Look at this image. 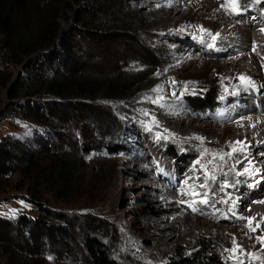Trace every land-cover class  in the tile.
Segmentation results:
<instances>
[{
    "label": "rangeland",
    "instance_id": "374dc122",
    "mask_svg": "<svg viewBox=\"0 0 264 264\" xmlns=\"http://www.w3.org/2000/svg\"><path fill=\"white\" fill-rule=\"evenodd\" d=\"M134 1L28 0L27 31L25 15L15 23L13 34H2L0 29V141L9 137L36 157L35 164L15 173L0 193V216L37 217L47 208L64 219L50 221L66 227L57 241H45L40 253L13 254L0 248V264H91L87 237L101 240L119 263L151 264L136 255L145 231L140 210L131 211L134 204L145 202L139 200L137 187L124 186L128 172L138 170L128 161L139 158L136 163H147L163 189L174 190L181 185L174 176L186 172L199 154L212 150L198 148L186 138L159 137L162 130L153 125L155 106L150 96L157 72L170 62L178 41L186 46L192 38L194 55L217 49L193 39L191 32L177 35L179 40L155 36L156 24L135 11L140 6ZM241 3L240 11L261 6L252 0ZM107 5L113 10L108 11ZM20 37L26 43L21 48ZM66 47L76 54L70 55ZM39 74L43 79L36 77ZM208 74V81L204 75L192 79L202 90L184 95L178 112L190 118L221 113L227 98L221 93L228 84L224 72ZM55 79L58 82L51 87ZM23 80L28 87L13 96L12 89ZM207 93L214 100L218 96L214 106L203 110L191 105L195 97ZM216 128L223 131L222 125ZM205 136L209 146L216 140L212 134ZM111 143L123 151L112 155L107 147ZM240 193L237 189L235 194ZM226 194L223 191L210 201L214 212L226 214L225 204H230ZM206 238L210 248L202 246ZM228 242L225 236L202 237L191 247H175L164 256V264H223L218 261L220 247ZM201 250L206 251L205 259L193 258Z\"/></svg>",
    "mask_w": 264,
    "mask_h": 264
},
{
    "label": "bare ground",
    "instance_id": "6f19581e",
    "mask_svg": "<svg viewBox=\"0 0 264 264\" xmlns=\"http://www.w3.org/2000/svg\"><path fill=\"white\" fill-rule=\"evenodd\" d=\"M252 1L260 2L261 6L240 11L239 4L238 15L232 13L229 0L134 1V5L140 6L135 11L156 24L155 36L178 38L191 32L193 39H203L207 46L217 49L194 55V46H189L192 38L186 46L178 41L170 62L157 72L150 100L155 106L153 125L162 130L159 137L186 138L198 148L212 150L199 154L189 162L186 172L174 176L175 181L181 180L174 190L167 187L169 184L163 189L147 163H136L139 158L128 161L137 164L138 170L128 172L124 186L137 187L139 200L145 202L140 206L134 204L131 211L140 210L145 231L144 243L136 253L140 260L164 264V256L175 247H191L205 236L216 240L225 236L229 242L221 245L218 261L264 264V18L261 17L264 0ZM142 3L147 6H141ZM200 10L202 13H198ZM222 43H225L223 47ZM238 70L242 72L239 76ZM209 71L219 75L224 72V82L228 84L221 93L227 97L222 102L221 113L190 118L178 112L177 106L184 95L202 90L194 87L192 79L204 75L208 81ZM229 75L235 77L231 80L227 78ZM221 125L223 131L219 133L216 127ZM208 134L216 136L211 146L207 144ZM238 141L241 143L237 144ZM241 147L242 152L234 151ZM196 164L198 168H194ZM206 174L215 178L206 181ZM203 184L207 187H199ZM237 189L241 190L238 196ZM223 191L230 200L229 205L225 204L226 214L214 212L215 206L210 204ZM203 199L208 202L201 203ZM249 218L255 231H250Z\"/></svg>",
    "mask_w": 264,
    "mask_h": 264
},
{
    "label": "trees",
    "instance_id": "16d2710c",
    "mask_svg": "<svg viewBox=\"0 0 264 264\" xmlns=\"http://www.w3.org/2000/svg\"><path fill=\"white\" fill-rule=\"evenodd\" d=\"M27 1L28 0H0V29L2 34H13L15 23L21 15L23 16L26 14ZM240 5L242 9V3ZM106 9L112 11L113 7L107 5ZM25 20L27 31L29 23L27 15H25ZM25 44L26 43L23 42L20 37L19 48ZM66 48L70 55L76 54L74 49L69 47ZM36 77L43 79L42 74L36 75ZM57 82V79H55L51 83V87H54ZM27 84V80L21 81L18 85L16 84L12 89V95L17 96L20 94L22 90L28 87ZM217 97H215L214 100L212 95L207 93L204 96L195 97L191 105L196 109L208 110L214 106L213 104L217 101ZM107 147L112 155L119 154L123 151L122 149H118L117 145L114 143L107 145ZM35 162V155L31 152L24 151V145L21 143L13 141L9 137L0 141V193L7 189L11 177L15 173L25 172L26 169L33 166ZM50 219L64 221V219L58 218L47 208H42V212L37 217H32L27 214H22L17 219L0 216V248L6 253L22 255L42 252L45 241H57L59 236L66 231L65 225L53 223ZM85 243L87 258L91 264H122L113 257L110 249L98 238L87 237ZM202 246L210 248V239L206 238ZM204 252L203 250L199 251L193 258L205 259L206 255ZM185 261L191 262L190 260Z\"/></svg>",
    "mask_w": 264,
    "mask_h": 264
},
{
    "label": "snow or ice",
    "instance_id": "6c2138e0",
    "mask_svg": "<svg viewBox=\"0 0 264 264\" xmlns=\"http://www.w3.org/2000/svg\"><path fill=\"white\" fill-rule=\"evenodd\" d=\"M229 3L232 5V10L234 11V12H239V0H229ZM262 31H264V29H262ZM246 78L245 77H241V80H245ZM239 143H241V142H237V144H239ZM234 151H240V152H242L243 151V147H241V148H239V149H235L234 148ZM230 155V154H229ZM245 171H247V169L245 170ZM215 177L214 176H212V177H209L207 174L205 175V180L207 181L208 179H214ZM199 187H201V188H205V187H207V184H203V185H199ZM195 195H200L199 193H195ZM204 196L205 197H207V193L205 192L204 193ZM201 203H207L208 201H207V199H203V200H201L200 201ZM262 202H264V201H262ZM193 210H195V209H193ZM251 219L252 218H249V226H250V231H255V229L254 228H251ZM262 240H264V238H262Z\"/></svg>",
    "mask_w": 264,
    "mask_h": 264
}]
</instances>
